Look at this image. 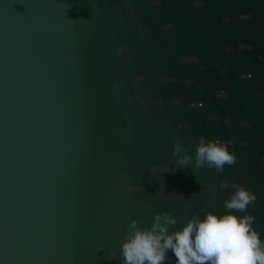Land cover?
Wrapping results in <instances>:
<instances>
[{
  "label": "water",
  "instance_id": "obj_1",
  "mask_svg": "<svg viewBox=\"0 0 264 264\" xmlns=\"http://www.w3.org/2000/svg\"><path fill=\"white\" fill-rule=\"evenodd\" d=\"M234 182L264 238V0H0V264H120L130 221Z\"/></svg>",
  "mask_w": 264,
  "mask_h": 264
},
{
  "label": "clouds",
  "instance_id": "obj_2",
  "mask_svg": "<svg viewBox=\"0 0 264 264\" xmlns=\"http://www.w3.org/2000/svg\"><path fill=\"white\" fill-rule=\"evenodd\" d=\"M179 150L180 145H175L174 154ZM195 151L197 166L204 163L217 172L238 160L229 144L217 139L201 137ZM186 161L187 156L179 162ZM231 187L234 190L224 201L223 213L207 211L179 228L169 230L176 218L167 212L156 213L150 227L130 221V232L120 243V264H264V238L253 227L254 215L246 211L256 201V193L235 182ZM136 188L144 190L142 185L130 186V190Z\"/></svg>",
  "mask_w": 264,
  "mask_h": 264
}]
</instances>
